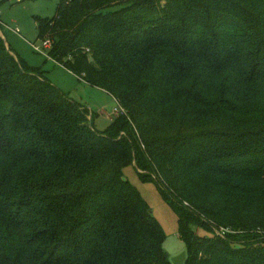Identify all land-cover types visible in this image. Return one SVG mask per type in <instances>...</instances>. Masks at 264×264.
Returning <instances> with one entry per match:
<instances>
[{
    "label": "trees",
    "instance_id": "16d2710c",
    "mask_svg": "<svg viewBox=\"0 0 264 264\" xmlns=\"http://www.w3.org/2000/svg\"><path fill=\"white\" fill-rule=\"evenodd\" d=\"M36 27L125 114L95 130L0 35V264H170L128 164L185 264H264V0H58Z\"/></svg>",
    "mask_w": 264,
    "mask_h": 264
},
{
    "label": "rangeland",
    "instance_id": "374dc122",
    "mask_svg": "<svg viewBox=\"0 0 264 264\" xmlns=\"http://www.w3.org/2000/svg\"><path fill=\"white\" fill-rule=\"evenodd\" d=\"M58 0H0V31L5 44L27 65L39 69L43 75L80 104L92 117L95 130H105L114 118L116 99L102 89L86 85L60 64L38 52L32 45L41 46L36 27L37 18H52L56 14ZM117 7V6H115ZM111 7V8H115ZM17 28L19 32L13 29ZM124 178L133 184L148 203L153 216L164 232L163 250L170 264H185L186 246L179 238L177 217L163 200L154 182L141 181L132 164L123 169ZM200 234L210 233L203 230Z\"/></svg>",
    "mask_w": 264,
    "mask_h": 264
},
{
    "label": "built area",
    "instance_id": "2783aa9c",
    "mask_svg": "<svg viewBox=\"0 0 264 264\" xmlns=\"http://www.w3.org/2000/svg\"><path fill=\"white\" fill-rule=\"evenodd\" d=\"M15 32L18 33V29H16ZM41 42H42L41 46L33 44L32 47H33L34 50H36L38 52H44L45 55L48 56L47 55V50L50 47V42L47 39L41 40ZM112 112H113L114 116L115 115H123V114H125L124 109L118 103H116V106L113 108ZM227 232H232V231H230L229 229H225V228H219V229L215 230V234H217L219 236H224L225 233H227Z\"/></svg>",
    "mask_w": 264,
    "mask_h": 264
},
{
    "label": "crops",
    "instance_id": "0c3cea01",
    "mask_svg": "<svg viewBox=\"0 0 264 264\" xmlns=\"http://www.w3.org/2000/svg\"><path fill=\"white\" fill-rule=\"evenodd\" d=\"M1 23V22H0ZM17 28H15V29H13L14 31L16 30ZM18 32H19V30H18ZM0 35L3 37V39H4V36H3V34H2V32L0 31ZM48 58H49V56H47ZM51 59V58H50ZM52 60V59H51ZM52 61H54V60H52ZM55 62V61H54ZM86 84V83H85ZM86 85H88V84H86Z\"/></svg>",
    "mask_w": 264,
    "mask_h": 264
},
{
    "label": "water",
    "instance_id": "95a60500",
    "mask_svg": "<svg viewBox=\"0 0 264 264\" xmlns=\"http://www.w3.org/2000/svg\"><path fill=\"white\" fill-rule=\"evenodd\" d=\"M124 179V178H123Z\"/></svg>",
    "mask_w": 264,
    "mask_h": 264
}]
</instances>
